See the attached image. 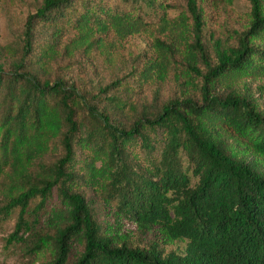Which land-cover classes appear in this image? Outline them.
Wrapping results in <instances>:
<instances>
[{"label":"trees","instance_id":"1","mask_svg":"<svg viewBox=\"0 0 264 264\" xmlns=\"http://www.w3.org/2000/svg\"><path fill=\"white\" fill-rule=\"evenodd\" d=\"M234 1L188 0L170 17V0H44L27 17L21 59L0 66V210L20 209L8 241L30 238L27 264H264V174L245 159L248 151L264 159V115L234 88L264 79V0H247L248 25L236 44L216 45L214 63L203 40ZM71 31L66 53L98 51L109 64L131 37L146 36L153 54L139 84L173 76L187 90L137 116L117 99L135 117L115 124L65 79L38 72ZM58 139L63 154L34 172ZM81 187L101 196L105 219ZM153 230L166 245L185 242L184 251L130 244L135 231Z\"/></svg>","mask_w":264,"mask_h":264},{"label":"rangeland","instance_id":"2","mask_svg":"<svg viewBox=\"0 0 264 264\" xmlns=\"http://www.w3.org/2000/svg\"><path fill=\"white\" fill-rule=\"evenodd\" d=\"M175 8L168 11L170 17H175L186 8L188 0H170ZM44 0H0V66L5 70H11L13 64L21 59L24 46V27L27 17L36 12ZM113 4L119 0H111ZM250 3L247 0H235L232 8L221 13L214 19L213 24L205 27L203 40L207 50L208 59L216 61V45L228 46L236 44V32L246 28L249 22ZM42 31V29H41ZM39 38L44 39L46 32L38 33ZM74 36V32H66L60 43V54L45 66L38 68L43 79L50 78L53 81L65 79L69 85L77 88L87 100L97 104L100 110L107 112L115 124L128 127L135 116L142 111L158 112L169 100L178 97L187 90L180 80L169 77L163 83L140 85L136 79L138 70L152 57L153 52L149 48V39L144 35H135L128 41L125 52L118 57L114 64L103 60L98 51L87 55L82 51L69 55L64 51V45ZM30 58L26 60L29 66ZM203 67V66H202ZM205 71V68L203 67ZM199 77L197 82L201 83ZM243 96L255 101L264 115V79L250 78L234 85ZM231 88L219 87L218 93L226 94ZM199 94V91L193 92ZM120 99L135 108L133 116L132 107L117 109L114 101ZM54 150L48 155L37 160L33 166L34 172H41L45 165L52 164L63 154V147L59 139L54 142ZM245 159L251 163L254 169L264 174V159L254 151H248ZM1 181V179H0ZM93 206L99 219L106 218L107 206L100 195L87 187L79 188ZM38 200L31 203L30 210ZM5 202L0 199V208ZM20 209L17 208L12 215L6 216L0 210V264H27L32 261L29 255L30 238L24 237L22 242L12 243L9 238L15 229ZM158 242L165 253L172 251L183 252L185 242L177 241L174 244L162 243L159 230L149 233L135 231L130 244L147 248ZM75 257L74 255L72 256ZM72 258V259H73Z\"/></svg>","mask_w":264,"mask_h":264}]
</instances>
